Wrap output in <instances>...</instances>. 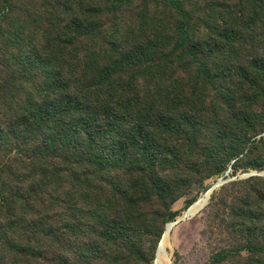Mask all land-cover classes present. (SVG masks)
Listing matches in <instances>:
<instances>
[{
    "label": "trees",
    "instance_id": "16d2710c",
    "mask_svg": "<svg viewBox=\"0 0 264 264\" xmlns=\"http://www.w3.org/2000/svg\"><path fill=\"white\" fill-rule=\"evenodd\" d=\"M216 1L142 0L137 10L134 0H68L53 19L33 1L26 10L0 0V45L25 76L18 100L0 92L10 116L7 125L0 117V212L14 218L12 209L40 205V260L62 236L87 240L78 262L139 257L142 238L157 250L203 170L204 181L230 167L236 175L259 149L264 155V49L235 57L242 28L264 18V0L215 9ZM132 6V26L95 22ZM251 182L264 180L243 183ZM231 198L220 203L241 220L238 242L214 263L233 250L263 258L264 189ZM3 227L0 239L21 247Z\"/></svg>",
    "mask_w": 264,
    "mask_h": 264
},
{
    "label": "rangeland",
    "instance_id": "374dc122",
    "mask_svg": "<svg viewBox=\"0 0 264 264\" xmlns=\"http://www.w3.org/2000/svg\"><path fill=\"white\" fill-rule=\"evenodd\" d=\"M13 1L17 6H27L26 10H29L28 4L33 1L32 8L36 5L40 11L47 13L49 16L51 15L55 19L59 8L65 5L68 0H31L29 3V0ZM134 1V6L138 10L142 0ZM229 1H216L215 9H218L219 6L225 5ZM134 6L124 9L123 13L119 14L116 18L107 16L106 18L95 20V22L110 25L116 24L123 28L132 26L136 12ZM238 9L240 10L239 15L248 19L250 12H246L242 8ZM245 12L247 15L244 14ZM8 24V20H6L4 26ZM240 32L244 33V38H242L244 44L235 57L240 55L239 57L243 59H253L257 55V51L261 53L264 49V18L253 27L248 25L242 28ZM94 43L97 44V42ZM4 52L3 47L0 45V92L6 94L8 101L18 100V97L23 95V88L25 87L23 66L19 65L16 67L14 65L13 56L15 54L11 53L12 51L6 54ZM219 55L222 61H225L231 55V52L225 46L224 38L221 39V45L219 44ZM1 116L5 121L4 124L7 125L10 121V116L5 115L3 108H0ZM257 161L258 168L256 169L253 167V163ZM248 164L242 166L236 175H234L235 170L230 167L222 176L207 181H204V177H206L208 171L203 170V185L199 184L197 179L191 182L189 187L191 191H188L189 193L175 204L173 214L170 216L166 226L167 230L169 224L172 225L181 220L175 226L168 242V256L170 259L167 261V264H215L214 258L220 251L224 249L231 250L238 242V236L234 233L233 229L241 220L236 216V211L228 209L220 201L224 202L230 198L228 202H231L233 193L254 191L256 188L257 190L264 189L263 182L243 183L252 177H259L264 180V155L260 149L250 159ZM229 172L232 178L229 184L236 183V185L226 193L221 192L222 188L219 189L214 195V197L217 194L221 195L217 202L213 204L211 201L197 216L182 221L186 213L200 200H203L202 198L207 194L209 188L218 183L223 177H226ZM253 172H257L259 175L246 177V175L253 174ZM257 205L260 209L263 208V205ZM23 211L27 214L22 215ZM5 213L8 214L9 211ZM13 214L16 215L14 218L5 217L0 212V223H3V228L10 230L9 233L14 235L17 238V242H21L22 245L21 247L15 246V244L7 242L8 240L5 237L0 239V264H95L89 260L78 262V258L75 256L76 252H78L77 250H79V245L88 243L87 240L82 239L81 241L80 238L76 240L75 238L65 236L60 237L61 243L57 241L54 246L52 245V248L41 249L44 255L43 259L40 260V205H36L32 212L30 210H23L21 207L17 210L12 209L10 215ZM259 214V211H257V218L260 216ZM8 223L14 225L7 228ZM141 241L143 242L142 248H144L145 252L140 253L139 257L124 260L119 264H156L159 247L157 250H154L153 239L142 238ZM19 249L23 253L19 252ZM232 252L234 253L223 264H264V257H253L247 252L239 254L235 250ZM97 264H107V262H101L100 260L97 261Z\"/></svg>",
    "mask_w": 264,
    "mask_h": 264
},
{
    "label": "water",
    "instance_id": "95a60500",
    "mask_svg": "<svg viewBox=\"0 0 264 264\" xmlns=\"http://www.w3.org/2000/svg\"><path fill=\"white\" fill-rule=\"evenodd\" d=\"M259 175V173H257V172H253V174H250V175H246V177H252V176H258ZM231 176V173L229 172L227 175H226V177H223L218 183H215L208 191H207V196H208V198H206V201L203 203V205L201 206V207H198V204L200 203V201L197 203V204H195L187 213H186V215L183 217V219H182V221H186V220H188V219H191V218H193V217H195V216H197L201 211H203L208 205H209V203L211 202V200H212V198H213V196H214V194L219 190V189H221V188H223L224 186H226L227 184H229L231 181H232V178L230 177ZM181 221V220H180ZM180 221H178V222H176V223H174V224H172V225H168V227H167V230H166V232H165V235H164V237H163V239H162V241H161V243H160V246H159V249H158V253H157V256H158V258H157V262H158V260H159V254H160V250L162 249V247H163V245H164V243H165V241H166V238H167V235H168V228H169V226H173V227H175V226H177L179 223H180ZM157 262H156V264H157Z\"/></svg>",
    "mask_w": 264,
    "mask_h": 264
},
{
    "label": "bare ground",
    "instance_id": "6f19581e",
    "mask_svg": "<svg viewBox=\"0 0 264 264\" xmlns=\"http://www.w3.org/2000/svg\"><path fill=\"white\" fill-rule=\"evenodd\" d=\"M206 198H208L207 194L203 196V200L198 204V207H201L203 205V203L206 201ZM168 229V235L162 249L160 250L159 260L157 264H167V261L170 259L168 256V242L175 227L170 226V228Z\"/></svg>",
    "mask_w": 264,
    "mask_h": 264
}]
</instances>
